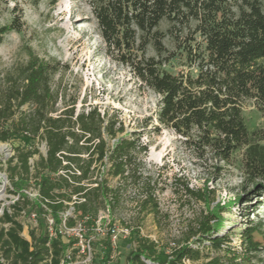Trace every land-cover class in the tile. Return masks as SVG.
<instances>
[{
	"label": "trees",
	"instance_id": "16d2710c",
	"mask_svg": "<svg viewBox=\"0 0 264 264\" xmlns=\"http://www.w3.org/2000/svg\"><path fill=\"white\" fill-rule=\"evenodd\" d=\"M5 1L13 0H0ZM90 4L112 57L161 97L159 124L216 161L229 163L242 152L246 181L262 182L254 195L264 192V132H250L243 112V104L251 101L264 118L262 1L90 0ZM22 28L18 18L1 27L0 44ZM168 40L177 54L167 48ZM27 55V62L17 66L0 87V146L18 144L8 163L12 185L30 179V162L40 155L38 143L43 141L47 155L40 156L35 166V206L40 214L50 215L56 226L62 223L58 216L72 205L74 216L66 218V227L83 223L94 228L102 212L115 216L121 211L129 188L137 193L133 198L137 216L157 219L161 215L159 188L146 171L149 148L141 143L140 134L126 133L119 117L97 107L78 111L72 104L59 109L62 94L53 87L57 64L31 50ZM178 55L196 73L173 74L163 69L167 60ZM186 190L204 200L202 192ZM20 205L21 200L13 206L18 214ZM17 217L6 211L0 218V264H62L66 245L60 231L53 237L43 220L30 231L28 240ZM214 222V216L203 215L181 246L170 253L149 239L138 240L126 264L196 263L204 258L205 247L216 252L207 264H264V244L256 238L259 228L245 229L242 247L234 250L228 235H222ZM196 237L197 246H193ZM105 245L109 257L113 250L110 232Z\"/></svg>",
	"mask_w": 264,
	"mask_h": 264
},
{
	"label": "rangeland",
	"instance_id": "374dc122",
	"mask_svg": "<svg viewBox=\"0 0 264 264\" xmlns=\"http://www.w3.org/2000/svg\"><path fill=\"white\" fill-rule=\"evenodd\" d=\"M261 1L264 8V0ZM15 18L23 28L21 32L8 34L0 44V87L17 66L27 62L29 50L41 59L55 62L58 72L53 77V87L62 94L59 109L72 104H76L78 111L97 107L119 117L126 133L140 134L141 143L149 148L144 160L147 173L158 184L161 215L157 219L152 215L140 219L133 203L137 193L129 188L121 211L115 216L102 212L94 228L83 223L72 229L66 227V218L74 216L72 205L58 216L57 221L62 223L56 226L50 215L45 217L35 206L38 199L35 166L40 156L47 155L46 144L40 141V155L30 162V179L17 185H12L8 178V163L15 157L14 148L18 144L0 146V218L6 211L17 215L24 227L23 236L28 240L30 231L38 229L43 220L53 237L59 230L66 245L62 264H126L141 239H149L170 253L181 246L186 233L203 215L216 218L213 225H220V233L228 235L234 250H240L242 232L252 226L259 228L256 238L264 244V192L254 195L257 184L262 182L255 185L246 181L242 152L236 153L229 163L219 162L210 154L202 155L187 138L162 127L157 120L161 97L112 57L98 31L90 0L0 2V28L9 26ZM167 27L165 23L162 25L163 30ZM166 44L171 52L178 53L170 40ZM150 55L155 54L150 50ZM163 69L173 74L196 73L182 55L167 60ZM243 112L250 132H264V118L253 102L246 101ZM186 187L202 192L204 200L188 193ZM19 200L22 211L18 214L13 206ZM112 225L119 236L108 257L105 242ZM197 240L198 237L193 238V246H197L194 244ZM215 256V251L205 247L201 261L186 264H207Z\"/></svg>",
	"mask_w": 264,
	"mask_h": 264
},
{
	"label": "built area",
	"instance_id": "2783aa9c",
	"mask_svg": "<svg viewBox=\"0 0 264 264\" xmlns=\"http://www.w3.org/2000/svg\"><path fill=\"white\" fill-rule=\"evenodd\" d=\"M109 232L111 233L112 246H113L116 243L117 239H118L119 231H117L115 228H110Z\"/></svg>",
	"mask_w": 264,
	"mask_h": 264
}]
</instances>
